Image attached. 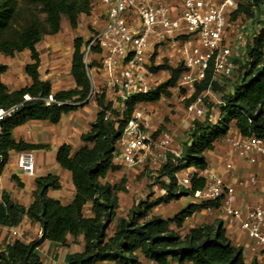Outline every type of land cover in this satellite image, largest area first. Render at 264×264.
<instances>
[{
  "label": "trees",
  "instance_id": "16d2710c",
  "mask_svg": "<svg viewBox=\"0 0 264 264\" xmlns=\"http://www.w3.org/2000/svg\"><path fill=\"white\" fill-rule=\"evenodd\" d=\"M93 1L0 0V55L12 58L17 53L28 51L30 56V63L24 66V73L30 79L28 86L8 91L0 80V109H11L0 119V173L10 151L30 152L46 147L13 140L11 131L15 127L28 121L56 124L62 115L76 109L74 104L87 103L91 92L84 64L83 49L87 40L75 37L72 41L70 75L74 88L57 92H52L49 81L40 79V60L35 46L44 36L57 34L63 19L70 28H77L79 16L91 14ZM259 5H264V0H239L237 10L230 19L235 20L237 16L251 18L253 10ZM263 38L264 30H261L252 47L246 44L245 54L249 62L239 64L236 59L238 76L230 90H223L229 78L221 85L211 80L212 67L209 66L204 80L195 85L189 102L208 87L220 91L218 102L209 104L202 118L192 119L179 154H166L157 174L153 175L159 181L166 178V183H159L164 194L153 200L147 197L139 200L130 207L125 217H116L117 193L124 191L123 180L113 185L103 182L109 172L118 169L112 162L117 140L134 107L169 97V90L176 87L184 69L181 64L172 67L167 62L154 65L153 57H150V70L154 73L165 70L168 78L146 93L131 96L122 113L111 110L110 103L102 94H94L98 111L90 130L80 138L83 146L70 155V147L63 144L55 155L57 164L70 173L75 189L72 202L62 205L47 196L48 190L60 188L58 177L52 174L35 178L33 199L27 208L12 202L6 193H2L0 226L15 227L26 217L39 224L41 235L27 244L18 240L10 245L0 244V264H41L37 254L41 243L49 241L64 245L67 235L73 239L82 235L84 240L83 251L68 255L67 264H145L147 260L159 264H245L242 248L230 243L219 222L193 227L183 236L178 232L194 212L218 208V203L190 204L167 219L153 215L151 211L159 204L191 196L194 191L203 188L204 180L201 178H192L189 188L180 187L175 174L182 168L204 170L205 153L213 149L214 142L225 138L231 128L237 130L241 137L264 138ZM92 53H97V49H92ZM5 70L6 66L0 65V76ZM25 95L28 97L26 100L23 98ZM48 96L62 104L46 105L44 99ZM213 109L219 114L216 118L212 116ZM86 203H90L89 217L82 213ZM251 264L256 263L253 261Z\"/></svg>",
  "mask_w": 264,
  "mask_h": 264
},
{
  "label": "built area",
  "instance_id": "2783aa9c",
  "mask_svg": "<svg viewBox=\"0 0 264 264\" xmlns=\"http://www.w3.org/2000/svg\"><path fill=\"white\" fill-rule=\"evenodd\" d=\"M98 1L102 5V24L87 39L83 49L84 64L91 84L90 96L93 95L92 72L100 77L97 93L102 94L105 101L110 103L111 110L118 113L125 111V103L131 96L146 93L155 85L156 73L150 70L149 61L153 50L166 47L175 52L177 59L174 66L181 64L184 69L175 88L193 92L195 85L204 80L209 66L212 67V81L221 85L225 79L231 78L240 55L247 62L250 61L245 54L246 44L252 47L254 39L264 30V26H251L252 20L239 27L237 16L232 22V40L228 41V22L237 10L239 0ZM260 17L264 21V14ZM262 43L264 53V38ZM92 49H97V53H92ZM209 88L206 89L207 93ZM204 92L186 107V112L193 118L204 116ZM23 98L28 99L26 95ZM44 102L46 105L62 104L55 102L51 96ZM10 111L0 109V119ZM145 118V110L134 107L117 140L113 156L119 158L127 168L145 163L159 168L165 155L153 150L169 151L172 136L163 132L152 141ZM226 142L237 158L247 159L253 165L258 162L264 179V138L229 136ZM17 167L23 173L32 175L33 154L20 153ZM225 168L230 170V165L226 163ZM181 170L180 176H176L177 184L189 188L192 178L202 177L203 188L194 191L191 196L201 202L220 204L227 223H238L246 237L264 254V202L255 203L245 210L232 207L233 190L225 187L213 173L196 168ZM249 181L254 184L255 177ZM145 264L159 263L147 260Z\"/></svg>",
  "mask_w": 264,
  "mask_h": 264
},
{
  "label": "crops",
  "instance_id": "0c3cea01",
  "mask_svg": "<svg viewBox=\"0 0 264 264\" xmlns=\"http://www.w3.org/2000/svg\"><path fill=\"white\" fill-rule=\"evenodd\" d=\"M258 9L260 10L259 12L257 11ZM101 13L102 5L98 0H95L93 1L91 14L89 16H79L77 28H70L63 19L57 34L44 36L35 46L40 60L38 68L40 79L50 82L52 92L74 88V81L70 75V62L73 52L72 41L75 37H80L86 41L88 29L86 25L87 20L89 19V22L92 20L91 23L96 25V29L102 24ZM263 14L264 5H259L253 10V17L247 18V20H252V22L257 23V21H262L260 16ZM63 29L65 30L64 32ZM176 59L177 56L175 54L174 63L166 62L169 66L175 67ZM27 63H30L28 51L17 53L12 58L0 55V65L6 66L5 72L0 76V80L8 91H16L30 84V79L24 73V66ZM90 74L93 79V95L89 97L86 104H74L77 106L76 109L62 115L56 124H51L47 121H28L15 127L11 131V136L15 141L45 145L46 147L30 151L34 157V170L32 175L23 173L17 167L18 156L22 152H9L7 163L0 173V199L2 193H6L12 202L27 208L33 199L32 192L35 189V178L52 174L58 177L60 188L58 190H48L47 196L62 205H67L72 202L75 189L71 181L70 173L57 164L55 155L58 147L63 144L70 147V155H73L83 146V142L80 139L81 136L90 130V124L98 111L94 101V94L99 91L100 86L99 75L92 72ZM162 99L154 103H141L135 106L142 107L145 110V119L148 122L147 131L150 134L152 131L150 132L149 129L153 123V117H155V113L151 110L150 105H154ZM212 112L214 115L217 110L213 109ZM180 113L181 118L178 120V124H180V129L184 128V131L183 134L177 133L172 135L168 153L173 155L179 154L180 145L186 140L185 133L188 131L192 119H194L186 112L180 111ZM229 136L241 137L237 130L231 128L225 138L214 142L213 149L204 155L206 161V168L204 170L213 173L225 187L233 190L234 200L231 204L232 207L245 210L255 203L264 202L262 169L258 162L253 165L247 159H239L234 156L226 142V138ZM112 162L118 169L109 172L103 182H108L113 185L119 184L123 180L124 191L117 193L118 209L116 211V217H125L130 207L138 202L144 193L139 192L137 193L138 195L135 194L133 188L128 184L133 180L137 169L125 167L120 159L114 156ZM226 163L230 165V170H226ZM181 171L178 170L175 175L179 177ZM251 177H255L254 184L249 181ZM160 191V195L156 198L164 194L162 189ZM199 203L202 202L192 196H184L179 200L155 206L151 214L159 215L163 219L172 218L188 205ZM176 204L179 205L178 208ZM171 205H175L176 209L169 214L167 208ZM161 206L163 207V211L160 209ZM82 213L86 217L91 216L90 203H86L83 206ZM217 222L221 223L230 243L235 247L242 248L245 264H251L253 261L256 264H264V254L261 248L257 247L246 237L245 233L239 228L238 223L230 225L227 223V217L220 204L218 208L197 210L183 222L179 231L183 235V233H187L193 227ZM113 226L114 223L112 224ZM171 228L175 229L173 225H171ZM40 235L41 230L39 224L29 221L26 217H23L22 221L15 227L7 228L0 226V244L3 246L10 245L15 240L27 244L38 239ZM83 248L84 240L82 235H79L75 239L67 235L64 245L44 241L37 248V254L39 255L41 264H67L68 255L80 253L83 251ZM96 264L112 263L99 262Z\"/></svg>",
  "mask_w": 264,
  "mask_h": 264
},
{
  "label": "rangeland",
  "instance_id": "374dc122",
  "mask_svg": "<svg viewBox=\"0 0 264 264\" xmlns=\"http://www.w3.org/2000/svg\"><path fill=\"white\" fill-rule=\"evenodd\" d=\"M92 17V16H91ZM91 19V18H90ZM86 21V20H85ZM88 22H86L87 24V39L90 38L91 34L93 33L96 25L94 23H91L92 20L89 19L87 20ZM234 20H229L228 22V30H227V34H228V41L230 42L232 40V31L234 29H232V22ZM237 24L239 27L246 25L247 23V18L246 17H241L239 16V19H237ZM92 25H91V24ZM257 26L256 28H258L259 26H264V21H257V23L252 22L251 26ZM65 30L63 29V32ZM258 31V29H257ZM263 42V41H262ZM263 44V43H262ZM174 56H175V52L170 49V48H166L163 47L159 50H153L151 52V57H153L154 60V65H160L162 63H165L166 61H169L170 63H174ZM238 61L239 64H246L247 61L244 59L245 57L243 55H240L238 57ZM237 63V65H239ZM238 76V72L235 71L233 76L229 79H227V83L223 85V90L224 91H228L231 89V85L232 82L237 78ZM155 85H158L159 83L164 82L167 78H168V73L167 71L163 70V71H158L155 74ZM95 81V80H94ZM154 85V86H155ZM153 86V87H154ZM170 96L169 97H163V99L158 102L155 103L154 105H150L151 106V110H153V113H155V117H153V123L151 125V128L149 129V131L151 132V139L152 141H155L158 136L163 133V132H167L169 133L171 136L173 134H183L184 128L180 129V124H178V120H180L181 118V113L182 112H186V107L187 105L191 102H189L191 95L193 94V92L191 91H185L182 89H178V88H171L170 90ZM205 97L203 99V106L204 109H206V107L214 102H218L219 98H220V91H214L211 88H209V91L207 93V91L205 90L204 92ZM187 113V112H186ZM217 112L212 113V116L216 118L217 116ZM154 149V148H153ZM153 152L155 153H160V154H164L166 155L168 152H163L160 151L158 149H154ZM137 169V173L134 174V178L131 181V183L129 182L128 184H130V187L133 188L135 194L137 193H144V195H142L140 200H144L146 197L149 200H153L156 199V197L158 195H160L161 191V187L159 185L160 182H164L167 181L166 178H162L159 180H155V176L157 174V171L159 168L157 167H151L149 166L147 163L140 165V166H135L132 167ZM125 184V183H124ZM137 191V192H136ZM138 195V194H137ZM186 201H188L186 199ZM186 201L184 200V202L186 203ZM183 202V203H184ZM177 205V204H176ZM179 207V205H177V208ZM162 206H161V210H162ZM168 212L169 214L173 212V210L176 209V206L171 205L168 206ZM163 211V210H162ZM163 213V212H162ZM179 234L181 235L180 231H178ZM186 233H183V235H185ZM181 235V236H183Z\"/></svg>",
  "mask_w": 264,
  "mask_h": 264
}]
</instances>
